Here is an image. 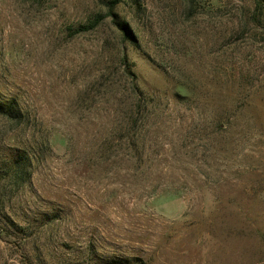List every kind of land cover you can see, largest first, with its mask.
<instances>
[{"label": "rangeland", "instance_id": "1", "mask_svg": "<svg viewBox=\"0 0 264 264\" xmlns=\"http://www.w3.org/2000/svg\"><path fill=\"white\" fill-rule=\"evenodd\" d=\"M0 264H264V0H0Z\"/></svg>", "mask_w": 264, "mask_h": 264}, {"label": "trees", "instance_id": "2", "mask_svg": "<svg viewBox=\"0 0 264 264\" xmlns=\"http://www.w3.org/2000/svg\"><path fill=\"white\" fill-rule=\"evenodd\" d=\"M4 113L8 116V119H10L11 122L20 121L21 115L18 113L16 109H14L12 106L8 107L7 110L4 111ZM24 159H29V157L25 155H19L14 157L13 160V169L15 170V173L17 176H23L24 172L19 169V164L22 163L20 161Z\"/></svg>", "mask_w": 264, "mask_h": 264}]
</instances>
